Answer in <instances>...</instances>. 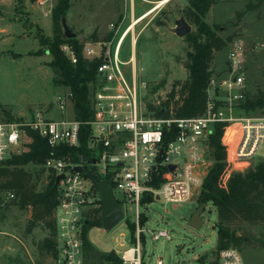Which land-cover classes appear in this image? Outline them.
Listing matches in <instances>:
<instances>
[{"label":"rangeland","instance_id":"obj_1","mask_svg":"<svg viewBox=\"0 0 264 264\" xmlns=\"http://www.w3.org/2000/svg\"><path fill=\"white\" fill-rule=\"evenodd\" d=\"M36 2L0 0V29L6 31L2 33L0 30L1 122H24L31 119L36 110L44 112L51 118L52 116L62 118L63 113L57 109L56 105L57 98L70 91L54 82L55 74L48 66L52 59L49 54L50 48L45 43L40 44L39 38L37 39L39 32L42 37H53L51 14H45L49 9L52 11L57 0H50L43 7ZM70 2L67 24L77 35L76 40L84 43L85 46L105 40L110 35L112 25L124 30L135 20L133 15L138 18L150 8L142 4L140 0H135L133 14L131 0H70ZM187 6L186 0H172L136 24L138 26L134 32L138 41L134 65L140 81L146 83L143 94L149 111L161 106L175 81H184L189 77L192 60L188 53L193 50L189 43V36L181 38L172 32L176 28V21L182 18L191 25L190 34L198 31L196 25L186 19ZM203 21L212 28L218 39H231L225 49L215 53L211 64V78L226 77L229 53L234 43L241 42L246 49L245 86L248 97L253 100L264 95V0H217V4L209 10ZM133 50L131 40L128 38L123 45L120 59L124 62L130 61L134 55ZM38 51L39 55L36 54ZM150 106L154 108L150 109ZM22 113L27 115L26 118L21 117ZM72 117L73 109L71 108L69 118ZM233 117L261 119L264 118V107L248 111L241 105L235 108ZM216 130L217 125L208 142L207 176L216 163L215 148L211 145ZM222 130L221 146L226 154L224 160L226 165L228 149L223 143L224 127ZM31 141L28 135L25 136L14 155L27 151L26 146ZM89 146L96 152V154L93 153L96 161L93 164L90 163L88 167L83 165L85 172H91L100 180H104L106 176L102 166L97 164L99 151L92 142ZM64 161L68 165L74 164ZM261 161L264 159L253 158L243 166L244 173ZM24 169L33 174L39 192L47 189L51 182L52 171L47 170L45 165L32 164L25 166ZM236 172H240L239 169L232 168L231 174ZM84 178L90 188V205H100L102 202L99 200L92 180L86 176ZM202 188L200 193L187 203L173 204L156 201L148 207L141 208L149 219L144 227L142 242V256L145 264H157L159 260H162L164 264H211L207 256L211 255L218 245L216 226L218 215L213 204H207L202 215L204 225L199 231L188 227V221L201 205L199 196ZM11 193L0 192V264H54L53 255L43 249V241L50 232L42 223L36 224L29 231L30 208L14 202L9 196ZM122 208L124 219L112 230L94 227L88 232V240L97 256L114 252L119 257L129 248L127 243L133 242L128 222L135 216L125 206ZM233 230L237 236L244 238L248 243L240 249L243 258L251 264H264V247L253 244L257 238L264 239V223L237 224ZM159 231H169L172 240L167 241L164 238L159 241L154 240L153 235ZM86 255L90 264L108 263L100 261L97 256L94 257L87 251Z\"/></svg>","mask_w":264,"mask_h":264},{"label":"built area","instance_id":"obj_2","mask_svg":"<svg viewBox=\"0 0 264 264\" xmlns=\"http://www.w3.org/2000/svg\"><path fill=\"white\" fill-rule=\"evenodd\" d=\"M140 1L150 8L138 18L133 15L135 20L124 30L112 25L108 40L87 44L83 51L84 58L89 61L104 60L98 67L92 89L93 119L89 123L92 143L99 151L97 164L102 166L106 177L111 176L106 181H113L116 201L121 208L125 206L134 213L135 218L130 221L136 226L135 242L127 243L129 248L119 255L121 262L104 264H145L142 242L149 219L141 208L156 201L187 203L200 193L209 166V137L216 125H224L223 143L228 149V163L219 178L221 189H227L232 168L239 169L236 173H244L243 166L253 158L264 159V118L233 117V111L245 103L248 94L246 49L241 42L234 43L229 53L226 77L218 76L209 81L207 108L202 116L178 118L172 111L168 116H160L158 110L164 111V108L159 109L161 106L148 110L143 94L146 83L140 81L133 58L124 62L120 55L128 38L133 49L136 47L138 40L134 31L138 25L133 28L134 24L172 0ZM131 6L134 14L135 0H131ZM60 50L72 64L77 63L72 44L64 43ZM71 103V92L60 95L57 109L65 114ZM81 125L74 117L49 119L40 110L21 123L0 121V168L21 146L25 128L38 132L52 148L77 147ZM75 166L78 165H68L59 157H52L45 164L56 177L64 176L57 186L54 264H90L83 235L86 214L95 209H101L102 214V203L90 205V188L83 175L71 171ZM9 196L15 198L13 193ZM153 237L156 241L172 240L169 231H159ZM217 262L251 264L236 247L220 250ZM157 264L164 262L159 260Z\"/></svg>","mask_w":264,"mask_h":264},{"label":"trees","instance_id":"obj_3","mask_svg":"<svg viewBox=\"0 0 264 264\" xmlns=\"http://www.w3.org/2000/svg\"><path fill=\"white\" fill-rule=\"evenodd\" d=\"M186 1L188 3L186 19L198 28L196 33L187 35L193 49L188 53L192 60L190 73L186 80H177L173 83L171 91L159 108H164V111L158 110L157 112L160 116H168L172 111L178 118H188L199 117L206 112L207 88L211 80L212 61L215 53L225 49L231 40L229 38L227 40L218 39L212 28L203 21L209 10L217 4V0ZM70 7V0H57L51 14L53 37H42L39 32L38 38L40 44L45 43L50 48L49 54L52 59L48 66L55 74L54 82L68 88L72 93L73 116L75 120L82 123L79 146L52 148L38 132L25 128V135H28L32 140L26 146L27 151L20 155L13 154L5 166L0 169V192H12L15 195V198L12 199L14 202L23 207L33 208V216L28 230L31 231L38 223H42L46 227L50 235L43 241V249L51 253L53 258L56 255L55 210L58 206L56 176L52 173L47 189L39 192L33 174L26 171L24 167L29 164L44 166L47 160L52 157H59L74 163L73 165H84L85 167H88L90 163H95L96 159L93 157V153L96 154V152L89 146V143L92 142V129L89 123L93 119L91 99L98 67L104 61L102 58L93 61L85 59L83 54L85 44L78 42L76 38H66L63 20L67 18ZM95 40L97 41V38ZM64 43L74 46L77 56L76 64H72L61 52L60 46ZM36 54L39 55V51ZM242 105L248 111L264 107V95L252 100L247 94V99ZM153 108L150 106V109ZM8 117L11 116L8 115ZM222 127L224 125L218 124L216 133L212 137L211 145L215 148L216 163L205 179L199 196V204H213L218 215L216 224L218 245L216 250L207 256L213 260L212 264H218L217 255L220 250L229 247H236L240 250L245 244H248L244 238L237 236L233 230L234 226L242 223H264V161L257 163L246 173H234L228 182L227 189L219 187V178L226 167L224 164L226 154L221 146ZM110 178L111 176H107L104 180ZM86 215L87 224L83 229L86 251L95 257L97 253L88 240V232L94 227H102L101 209L90 210ZM128 226L131 240L135 242V225L129 221ZM253 244L264 247V239L257 238ZM97 258L102 262H121L114 252L98 255Z\"/></svg>","mask_w":264,"mask_h":264},{"label":"water","instance_id":"obj_4","mask_svg":"<svg viewBox=\"0 0 264 264\" xmlns=\"http://www.w3.org/2000/svg\"><path fill=\"white\" fill-rule=\"evenodd\" d=\"M35 1L36 0H32V2ZM63 29L67 39L76 38L77 35L69 28L66 19L63 20ZM172 32L175 35L184 38L192 32V27L184 18H182L176 21V28H174ZM172 169H174V167H172ZM71 171L73 173H77L89 177L92 180L94 189L98 192L99 198L102 202V214H101L102 227L105 230H112L124 219L123 210L120 204L116 201L114 196L113 181L100 180L99 178L94 176L91 172H85V167L83 165L75 166L72 168ZM63 178H64L63 175L56 177V183H55L56 187ZM206 207L207 204H201L198 207V209L195 211V213L188 221V227L196 231H199L202 228V226L204 225V220L202 215Z\"/></svg>","mask_w":264,"mask_h":264},{"label":"crops","instance_id":"obj_5","mask_svg":"<svg viewBox=\"0 0 264 264\" xmlns=\"http://www.w3.org/2000/svg\"><path fill=\"white\" fill-rule=\"evenodd\" d=\"M3 1V0H2ZM30 1V3H34V2H32V0H29ZM37 2V4L39 5V6H41V7H43V6H45L46 5V3L47 2H49L50 0H36ZM52 6H50V8H51ZM50 14H52V11H51V9H49L48 10V13L47 14H45V15H50ZM37 24H38V22H36ZM134 28H135V26H134ZM1 30V29H0ZM25 30V29H24ZM1 32L2 33H6V31L4 30V31H2L1 30ZM37 36V35H36ZM46 37H48V36H46ZM48 38H51V37H48ZM37 39H38V37H37ZM38 41H39V39H38ZM134 55H133V60L135 61V58H136V47H134ZM32 55V54H31ZM33 55H35V54H33ZM63 88H65V87H63ZM65 89H68V88H65ZM69 90V89H68ZM68 92H70V91H68ZM67 92V93H68ZM71 108L73 109V102H72V104H70L69 105V107H68V109H67V111H66V113L65 114H62V118H68V119H71V118H69V112H70V110H71ZM34 114H35V112L33 113V115H32V117L34 116ZM46 115V117L47 118H49V119H52L51 117H49V115H47V114H45ZM74 115V114H73ZM26 114H24V113H22L21 114V117H23V118H26ZM53 118H55L54 116H52ZM74 117V116H73ZM72 117V118H73ZM26 136V135H25ZM28 208H30V212H29V218L30 219H32V216H33V208L32 207H28Z\"/></svg>","mask_w":264,"mask_h":264},{"label":"bare ground","instance_id":"obj_6","mask_svg":"<svg viewBox=\"0 0 264 264\" xmlns=\"http://www.w3.org/2000/svg\"><path fill=\"white\" fill-rule=\"evenodd\" d=\"M146 17H148V16H145L144 18H142L140 21H142L143 19H145ZM139 21V22H140ZM134 26L136 27V25L134 24ZM134 26H133V28H134ZM134 61V60H133ZM135 62V61H134Z\"/></svg>","mask_w":264,"mask_h":264}]
</instances>
